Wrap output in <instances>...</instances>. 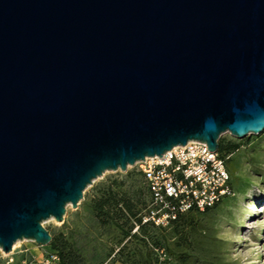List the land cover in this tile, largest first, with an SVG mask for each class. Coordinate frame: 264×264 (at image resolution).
I'll return each instance as SVG.
<instances>
[{
    "label": "water",
    "instance_id": "water-1",
    "mask_svg": "<svg viewBox=\"0 0 264 264\" xmlns=\"http://www.w3.org/2000/svg\"><path fill=\"white\" fill-rule=\"evenodd\" d=\"M263 132L264 0H0L5 254L106 172Z\"/></svg>",
    "mask_w": 264,
    "mask_h": 264
},
{
    "label": "trees",
    "instance_id": "trees-1",
    "mask_svg": "<svg viewBox=\"0 0 264 264\" xmlns=\"http://www.w3.org/2000/svg\"><path fill=\"white\" fill-rule=\"evenodd\" d=\"M239 150L240 144L236 142H219L218 154L230 175V194L204 211L195 206L187 212L177 211V218L171 220L167 229L143 222L155 204L145 176L138 169L128 171L124 177L109 178L96 187L87 203L98 226L112 235L111 245L118 246L108 256L114 255L121 264H163L156 251L164 249L175 264H221L216 256L219 245L212 222L224 201L234 193L229 165ZM154 230L159 234L154 235ZM51 236L48 253L57 256L59 264H88L74 234L59 231Z\"/></svg>",
    "mask_w": 264,
    "mask_h": 264
},
{
    "label": "rangeland",
    "instance_id": "rangeland-1",
    "mask_svg": "<svg viewBox=\"0 0 264 264\" xmlns=\"http://www.w3.org/2000/svg\"><path fill=\"white\" fill-rule=\"evenodd\" d=\"M221 140L240 144V150L232 157L233 162L229 165L234 193L224 201L212 222L216 243L219 245V254L216 256L221 264H264V132L244 139L226 133L219 142ZM134 169L137 167L131 166L128 171ZM127 172H106L85 190L84 199L77 209L67 207L63 224L54 219L43 224L50 234L59 231L74 234V241L87 257L88 264H121L114 255L108 256L111 249L117 251L118 246L111 245L112 235L98 226L87 202L96 187L109 178L124 177ZM169 226L162 228L167 229ZM154 231V235L159 234L157 230ZM38 247L32 241H21L16 249L13 248V251L16 250L15 264H20L23 258L19 253L22 249H28L34 254L50 251L49 246ZM156 254L163 264H175V260L164 249L157 250ZM0 264L7 262L0 260Z\"/></svg>",
    "mask_w": 264,
    "mask_h": 264
},
{
    "label": "built area",
    "instance_id": "built-area-1",
    "mask_svg": "<svg viewBox=\"0 0 264 264\" xmlns=\"http://www.w3.org/2000/svg\"><path fill=\"white\" fill-rule=\"evenodd\" d=\"M136 167L144 174L155 204L144 218V224L167 227L177 218V211L187 212L194 206L204 211L230 194L226 163L218 152L209 151L205 143L190 142L174 148L162 158H147ZM15 253L16 250L5 254L0 249V260L15 264ZM19 253L23 255L20 264H59L58 257L48 252L41 259L28 249Z\"/></svg>",
    "mask_w": 264,
    "mask_h": 264
},
{
    "label": "crops",
    "instance_id": "crops-1",
    "mask_svg": "<svg viewBox=\"0 0 264 264\" xmlns=\"http://www.w3.org/2000/svg\"><path fill=\"white\" fill-rule=\"evenodd\" d=\"M43 252H44V251H43ZM44 253H46V252H44ZM44 253H42V252H40V251L36 252V254H37V256H38V259H41L42 256L44 255Z\"/></svg>",
    "mask_w": 264,
    "mask_h": 264
},
{
    "label": "bare ground",
    "instance_id": "bare-ground-1",
    "mask_svg": "<svg viewBox=\"0 0 264 264\" xmlns=\"http://www.w3.org/2000/svg\"><path fill=\"white\" fill-rule=\"evenodd\" d=\"M19 243H20V242H17V243L15 244L14 249H16V247L18 246Z\"/></svg>",
    "mask_w": 264,
    "mask_h": 264
}]
</instances>
